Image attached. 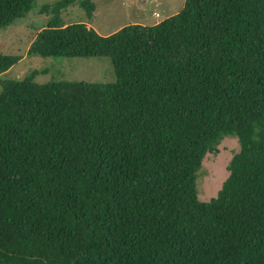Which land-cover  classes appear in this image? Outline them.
<instances>
[{"label": "trees", "instance_id": "1", "mask_svg": "<svg viewBox=\"0 0 264 264\" xmlns=\"http://www.w3.org/2000/svg\"><path fill=\"white\" fill-rule=\"evenodd\" d=\"M36 0H0V28ZM58 0L28 55L110 58L112 83L1 74L0 264H264V0H184L101 35ZM239 149L216 196L207 153Z\"/></svg>", "mask_w": 264, "mask_h": 264}, {"label": "rangeland", "instance_id": "2", "mask_svg": "<svg viewBox=\"0 0 264 264\" xmlns=\"http://www.w3.org/2000/svg\"><path fill=\"white\" fill-rule=\"evenodd\" d=\"M58 0H36L25 16L10 25L0 28V52L19 54L22 58L1 74L3 78L19 79L35 70L34 81H76L86 83H112L115 80L109 57H64L28 55V46L39 29L53 16L45 5L51 6ZM94 10L89 17L86 9L78 1L60 11L62 23L84 22L101 35H108L131 23L154 24L177 13L184 0H91ZM158 14V17H156ZM239 149L235 137H224L215 153H207L198 172L196 189L198 198L207 201L216 196L222 182L228 176L227 165L232 155Z\"/></svg>", "mask_w": 264, "mask_h": 264}, {"label": "built area", "instance_id": "3", "mask_svg": "<svg viewBox=\"0 0 264 264\" xmlns=\"http://www.w3.org/2000/svg\"><path fill=\"white\" fill-rule=\"evenodd\" d=\"M156 17H158V14H156Z\"/></svg>", "mask_w": 264, "mask_h": 264}]
</instances>
